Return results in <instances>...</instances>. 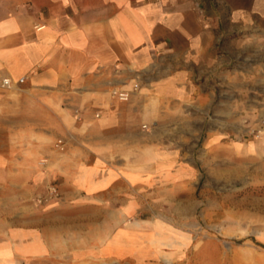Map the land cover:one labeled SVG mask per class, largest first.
<instances>
[{
  "label": "crops",
  "instance_id": "1",
  "mask_svg": "<svg viewBox=\"0 0 264 264\" xmlns=\"http://www.w3.org/2000/svg\"><path fill=\"white\" fill-rule=\"evenodd\" d=\"M248 80L264 0H0V264H264L144 217L190 173L184 112L246 110Z\"/></svg>",
  "mask_w": 264,
  "mask_h": 264
},
{
  "label": "rangeland",
  "instance_id": "2",
  "mask_svg": "<svg viewBox=\"0 0 264 264\" xmlns=\"http://www.w3.org/2000/svg\"><path fill=\"white\" fill-rule=\"evenodd\" d=\"M246 90L248 109H233L227 118L213 110L184 112L183 145L164 147H179L190 173L182 185L170 174L160 186V206L144 209L145 218L159 216L170 233L214 253H264V80H248ZM220 259L227 263L230 256Z\"/></svg>",
  "mask_w": 264,
  "mask_h": 264
},
{
  "label": "built area",
  "instance_id": "3",
  "mask_svg": "<svg viewBox=\"0 0 264 264\" xmlns=\"http://www.w3.org/2000/svg\"><path fill=\"white\" fill-rule=\"evenodd\" d=\"M37 29H40L41 27H36ZM23 78H20L17 82H22ZM1 85L3 87H10L12 85V81L10 78H4L1 81ZM115 95H117V97L121 100H126L128 98V93L127 92H113ZM58 143L60 144L61 141H58ZM59 195L58 189L57 187L50 183L47 185V194L45 196L41 195V196H37V202L41 203L42 201H45L47 198H52V197H57Z\"/></svg>",
  "mask_w": 264,
  "mask_h": 264
}]
</instances>
